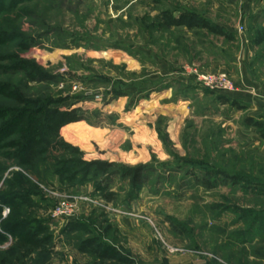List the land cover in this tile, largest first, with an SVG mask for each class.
Wrapping results in <instances>:
<instances>
[{
    "label": "rangeland",
    "instance_id": "374dc122",
    "mask_svg": "<svg viewBox=\"0 0 264 264\" xmlns=\"http://www.w3.org/2000/svg\"><path fill=\"white\" fill-rule=\"evenodd\" d=\"M3 3L0 264H99L91 239L125 264H264V141L247 124H264V0ZM164 12L230 38L161 27ZM54 109L74 117L36 160L15 155ZM26 230L47 249L26 255Z\"/></svg>",
    "mask_w": 264,
    "mask_h": 264
},
{
    "label": "trees",
    "instance_id": "16d2710c",
    "mask_svg": "<svg viewBox=\"0 0 264 264\" xmlns=\"http://www.w3.org/2000/svg\"><path fill=\"white\" fill-rule=\"evenodd\" d=\"M4 0H0V13L4 12L5 5L3 3ZM158 21L161 27L173 29V28H185L187 31H193V30H204L208 34L223 37V38H230V36L227 34V32L214 24H211L208 20L205 18L199 17L193 13H180L178 17H174L169 12L161 13L158 16ZM6 36V35H5ZM255 45L260 46L262 43H264V31L259 32L258 36L255 40ZM32 71V69H31ZM35 74L36 72L33 71ZM223 101L228 102V99L222 98ZM47 120V124L41 126V128H38L37 130H34L31 128V130H28V135L26 138L21 139L19 138L20 142H10L9 147L11 146L13 149H16L15 155H22L24 159L28 162H32L36 160L38 155L40 154V151L37 150V145L41 141V139H45L46 137L54 138L57 134L60 126L65 124V122L71 118L74 117V114L70 113V111H60L57 109L54 110H46L45 113ZM247 124L250 126H253L256 128L258 135L260 138L264 141V124L254 122L252 119H249L247 121ZM3 129H0V138L1 140H4L11 130L13 129V126H3ZM138 174L139 171H136L133 175V181L136 182L138 180ZM137 183V182H136ZM17 225V224H16ZM72 229L79 230V227L75 224L70 225ZM22 229V226H13L12 230H18ZM21 227V228H20ZM77 227V228H76ZM24 229V228H23ZM42 230H29L25 231V234L23 236L26 240V245L29 247L26 251V255L29 254L31 251L35 250H46L49 246V238L45 236L42 237ZM80 251L83 253H90L95 259H97L99 264H105V263H113L118 262L119 264H125L126 261L122 259L119 256H114L109 251L104 252L101 248V246L98 244L97 240L91 239V240H85L80 248Z\"/></svg>",
    "mask_w": 264,
    "mask_h": 264
},
{
    "label": "built area",
    "instance_id": "2783aa9c",
    "mask_svg": "<svg viewBox=\"0 0 264 264\" xmlns=\"http://www.w3.org/2000/svg\"><path fill=\"white\" fill-rule=\"evenodd\" d=\"M203 80L207 83V86H210V88H215L224 93H229L232 90L231 85L225 80L224 76H219L218 78L209 76L203 78Z\"/></svg>",
    "mask_w": 264,
    "mask_h": 264
},
{
    "label": "crops",
    "instance_id": "0c3cea01",
    "mask_svg": "<svg viewBox=\"0 0 264 264\" xmlns=\"http://www.w3.org/2000/svg\"><path fill=\"white\" fill-rule=\"evenodd\" d=\"M216 26H218L217 23H216ZM218 27H220V26H218Z\"/></svg>",
    "mask_w": 264,
    "mask_h": 264
}]
</instances>
